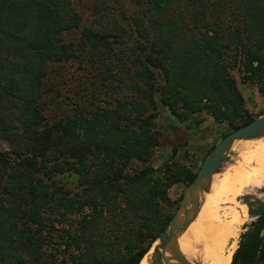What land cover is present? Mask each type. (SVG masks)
Segmentation results:
<instances>
[{"label":"trees","instance_id":"16d2710c","mask_svg":"<svg viewBox=\"0 0 264 264\" xmlns=\"http://www.w3.org/2000/svg\"><path fill=\"white\" fill-rule=\"evenodd\" d=\"M112 1L83 24L73 0H0V264H146L181 196L168 189L197 173L176 146L149 163L157 102L226 123L221 137L257 117L231 71L264 100V0ZM68 62L84 79L71 94L52 85ZM243 200L229 264H264V200Z\"/></svg>","mask_w":264,"mask_h":264},{"label":"rangeland","instance_id":"374dc122","mask_svg":"<svg viewBox=\"0 0 264 264\" xmlns=\"http://www.w3.org/2000/svg\"><path fill=\"white\" fill-rule=\"evenodd\" d=\"M103 1L104 0H73V6L75 10L81 15V22L83 24L89 23L92 18L97 15L93 10L95 7L102 6ZM108 1H110V3L107 4L106 10H112L113 14H118V10L120 8L117 7L115 1ZM121 9L125 13L131 15L137 12V8L134 5H123ZM76 68V62H68L63 64L60 74L63 73V78L65 79V81L62 78H59V82L57 79H54V81H52V85L54 86V88L57 85L58 90H60L61 93L66 92L69 94L73 93L75 90H78L79 86H81L80 81L84 79H78L80 78V75L82 76V73ZM231 73L236 80L237 87L242 95L244 107L246 108L247 112L251 116L264 115V100L261 98L256 88L253 85L241 82L239 74L236 70H232ZM56 78H58V76H56ZM110 83L104 81L102 85H98V88L100 90L98 93V99L99 101L101 100V102L99 103L101 106L110 107L114 104V98L116 96L119 97V93L117 94L119 88L116 87L112 91ZM94 84L97 85L98 82H95ZM88 89H90V87H88ZM59 105L62 106V109L54 106V104L50 105L48 113H61V110H63V108H68V106L64 102H60ZM155 112L156 114L153 121L155 123V128L159 132V144L155 148V151L149 163L156 172L161 162L169 155L171 146L177 147V152L175 155L176 159L184 164L191 166L193 170H196L198 172L201 163L207 154L206 151L209 146L212 144H216L222 138V133L228 130L226 123L215 122L205 112L191 115L185 120L179 121L171 114H169L168 110L158 102L156 104ZM263 140L264 136L256 138L241 146L240 144L245 142L246 140H234L225 154V158L219 172L212 176L210 185H216L221 182L222 173L228 168V166V172H232L233 169H236V166H241L245 169H250L253 171H256L257 169L258 171L259 166H257L256 159L259 157L256 156L264 152V143H257H260V141L262 142ZM3 147L6 148L7 146L3 145ZM252 156L254 157L251 160L246 161L244 159ZM262 165L264 166V160L262 161ZM259 171H261V174L264 175L263 169H260ZM185 187L186 186L182 184H173L167 191L169 198L174 201L178 200L179 195L183 192ZM215 189L216 187L213 190ZM210 196L211 193L208 194L207 198H205L204 201H202V207L208 206ZM243 196H246L247 200L249 201H253L254 199L262 201L264 200V188H253L251 190L245 187L236 188V190L230 195V199L220 204L218 208H226L225 212H227L228 210H232L238 212L239 215L240 210L244 209L245 217L243 218L242 222L248 223L253 218L249 217L247 214V206L244 203ZM83 210L86 211V209ZM220 212L221 214H223V211ZM241 226L239 228L238 234L242 231ZM164 240L165 236L161 240H158L156 238L155 241L151 244L150 248L147 250V252H149H146L143 255L145 256L144 258L146 264H163L160 256V248Z\"/></svg>","mask_w":264,"mask_h":264},{"label":"bare ground","instance_id":"6f19581e","mask_svg":"<svg viewBox=\"0 0 264 264\" xmlns=\"http://www.w3.org/2000/svg\"><path fill=\"white\" fill-rule=\"evenodd\" d=\"M258 136L256 138L262 137ZM248 139L241 145L256 139ZM264 143V140L257 144ZM254 156L244 158L246 161L253 159ZM256 157L258 171L245 169L236 166L232 172H228V168L222 173L221 182L216 185H209L207 192L211 193L208 206L202 207V201L207 198V192L199 193V202L197 214L191 220L187 227L177 233L176 241L181 254L191 264H229L231 254L236 246L238 231L242 225L243 218L238 212L218 207L223 202L230 199V195L236 188H264V175L260 169L264 170L262 161L264 160V152ZM218 180V179H217ZM213 187V188H212ZM216 187L215 190H213ZM212 189V190H211ZM220 211H223L221 214ZM187 235V236H184ZM164 256H168L164 253ZM166 264H177L173 259L167 260Z\"/></svg>","mask_w":264,"mask_h":264},{"label":"water","instance_id":"95a60500","mask_svg":"<svg viewBox=\"0 0 264 264\" xmlns=\"http://www.w3.org/2000/svg\"><path fill=\"white\" fill-rule=\"evenodd\" d=\"M261 135H264V115L257 116L243 126L228 132L208 151L195 177L181 193L171 218L157 236L158 240L165 236L160 248L163 264L171 259L175 260L177 264H191L179 250L176 241L177 233L183 231L196 216L199 193L207 191L212 176L219 172L232 142L240 139H253ZM165 252L168 255L166 257L164 256Z\"/></svg>","mask_w":264,"mask_h":264}]
</instances>
